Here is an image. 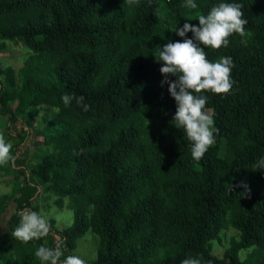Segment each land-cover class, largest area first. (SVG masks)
<instances>
[{"label":"trees","instance_id":"obj_1","mask_svg":"<svg viewBox=\"0 0 264 264\" xmlns=\"http://www.w3.org/2000/svg\"><path fill=\"white\" fill-rule=\"evenodd\" d=\"M194 2L193 10L186 0H0V55L7 42L31 51L18 70L0 59V116L13 145L0 176L14 182L0 196V264H42L41 245H61L63 260L89 230L99 248L87 264H264V169L254 167L264 157V0ZM222 2L242 4L248 23L227 47L204 49L212 62L232 58L233 87L202 93L218 132L196 161L171 123L177 103L155 48L183 42L174 30L198 27V15ZM65 94L83 96L89 110L65 106ZM42 191L60 207L69 198L74 224L51 221L47 236L15 240L19 213L40 215ZM229 229L235 235L216 256L212 244Z\"/></svg>","mask_w":264,"mask_h":264},{"label":"clouds","instance_id":"obj_2","mask_svg":"<svg viewBox=\"0 0 264 264\" xmlns=\"http://www.w3.org/2000/svg\"><path fill=\"white\" fill-rule=\"evenodd\" d=\"M129 4L133 0H127ZM188 9H196L194 0H186L184 5ZM243 5L240 3L222 2L211 8L207 15L199 14L197 20L199 26L185 23L178 27L174 33L182 38L183 42H168L163 47L155 48V58L162 63L161 73L165 77L162 86L167 84L168 91L177 103V110L173 117L172 124L177 129L183 130L185 138L190 142L191 156L199 161L203 158L208 149L215 143L213 116L206 111L207 96L204 92L214 94H227L233 87L231 72L233 61L231 57L221 56L215 62L207 58L205 48L220 49L227 47L229 37L233 34L243 35L245 25L248 23L243 18ZM191 32L194 39H188L187 34ZM203 45L204 47H201ZM169 76L176 79L170 80ZM68 106L72 100L82 105L85 111L89 105L84 104V97H75L65 94L61 98ZM12 147L5 136L0 134V165H6L13 159ZM254 167L264 169V157H261ZM248 194L250 189L243 185ZM20 222L14 228L11 235L15 240L30 242L33 239H40L49 233L47 220L42 216L25 208L20 213ZM255 250V245L248 248L247 252ZM64 255L61 245L54 248L41 245L35 252V256L42 264H86V261L76 255ZM181 264H201L200 259L188 257L181 261Z\"/></svg>","mask_w":264,"mask_h":264},{"label":"rangeland","instance_id":"obj_3","mask_svg":"<svg viewBox=\"0 0 264 264\" xmlns=\"http://www.w3.org/2000/svg\"><path fill=\"white\" fill-rule=\"evenodd\" d=\"M8 46H11V50L6 54H1L0 59L2 60V65L4 67L12 66L15 70H18L22 67L26 57L31 54V51L21 44H14L12 42H7ZM12 108L13 104H10ZM210 110V108H208ZM211 112H209L210 114ZM37 121H40V118L37 117ZM7 123V119L4 116H0V134L4 135L5 125ZM25 126V122H18L17 126L11 127V132L15 135L19 131L21 127ZM10 142V141H8ZM11 143V142H10ZM34 139L30 138L26 141V149L19 148V155H27L28 149L33 147ZM30 150V149H29ZM13 180L5 179L0 176V196L4 194H9L13 190ZM60 199V198H59ZM58 197L49 194L47 196L44 195V192H41V197L37 200L36 207L40 211V215H42L47 222L53 221L55 223V227L59 230L70 228L74 224V214L73 211L68 207L69 198H63L62 206H58L56 201ZM10 213L6 215L9 216ZM235 235L233 229H229L221 233V242L215 241L212 244L213 253L216 256L221 257L224 254L225 249L229 246V242L232 236ZM99 248V237L93 233L91 230L87 232V234L76 241V249L74 250V255L79 256L87 263H92L95 261L97 257V252ZM246 256V252H241V257L244 258Z\"/></svg>","mask_w":264,"mask_h":264}]
</instances>
